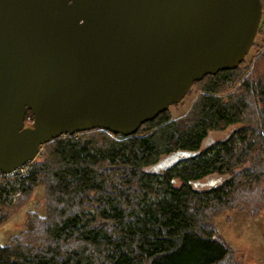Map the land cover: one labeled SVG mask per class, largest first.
Instances as JSON below:
<instances>
[{"label": "trees", "instance_id": "1", "mask_svg": "<svg viewBox=\"0 0 264 264\" xmlns=\"http://www.w3.org/2000/svg\"><path fill=\"white\" fill-rule=\"evenodd\" d=\"M254 46L264 47V2ZM248 70L243 59L205 75L184 116L168 108L133 135L94 129L45 143L10 209L39 187L43 203L0 245V264H239L213 219L264 207V49ZM227 128L202 147L209 131Z\"/></svg>", "mask_w": 264, "mask_h": 264}, {"label": "water", "instance_id": "2", "mask_svg": "<svg viewBox=\"0 0 264 264\" xmlns=\"http://www.w3.org/2000/svg\"><path fill=\"white\" fill-rule=\"evenodd\" d=\"M261 17L260 0H0V172L62 135L135 134L236 68Z\"/></svg>", "mask_w": 264, "mask_h": 264}, {"label": "rangeland", "instance_id": "3", "mask_svg": "<svg viewBox=\"0 0 264 264\" xmlns=\"http://www.w3.org/2000/svg\"><path fill=\"white\" fill-rule=\"evenodd\" d=\"M256 41L261 42L260 36ZM256 46L250 48L245 56V63L249 66L248 72L252 69L257 56L263 51ZM247 72V73H248ZM235 89L230 91H234ZM199 90L193 86L180 102L169 107V111L173 118L184 116L193 101L199 94ZM29 124V122H28ZM230 132V128L223 131H209L208 135L202 141V147L220 140ZM0 185L4 187L3 200L5 213L9 218L5 222L0 223V245H5L11 235L20 233L25 228V222L28 219V211L34 209L38 203H43V188H37L26 207L14 211L12 206L20 197V188L17 178L9 176L7 180L0 181ZM41 213V211L39 212ZM213 223L218 235L230 245L233 255L239 264H264V207L259 210L255 216H248L246 212L232 209L226 210L213 219Z\"/></svg>", "mask_w": 264, "mask_h": 264}, {"label": "built area", "instance_id": "4", "mask_svg": "<svg viewBox=\"0 0 264 264\" xmlns=\"http://www.w3.org/2000/svg\"><path fill=\"white\" fill-rule=\"evenodd\" d=\"M260 1L264 2V0H260ZM26 120H30V116H27ZM31 162L32 161L27 162L23 166L17 168L16 170H14L13 172H10V173H2V172H0V181L7 180V178L9 176H11V177L15 176L17 178V180H18L22 175H24L28 171V169L30 168L29 166H30Z\"/></svg>", "mask_w": 264, "mask_h": 264}]
</instances>
